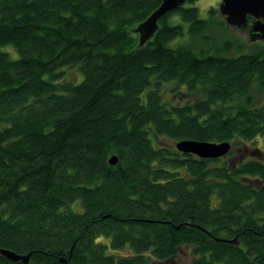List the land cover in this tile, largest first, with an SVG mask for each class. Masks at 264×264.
Instances as JSON below:
<instances>
[{
	"label": "trees",
	"instance_id": "16d2710c",
	"mask_svg": "<svg viewBox=\"0 0 264 264\" xmlns=\"http://www.w3.org/2000/svg\"><path fill=\"white\" fill-rule=\"evenodd\" d=\"M197 1L140 46L162 0H0V250L28 264L164 263L182 248L189 264H264V43L247 50ZM76 66L82 81H65ZM181 141L232 148L201 159Z\"/></svg>",
	"mask_w": 264,
	"mask_h": 264
},
{
	"label": "water",
	"instance_id": "95a60500",
	"mask_svg": "<svg viewBox=\"0 0 264 264\" xmlns=\"http://www.w3.org/2000/svg\"><path fill=\"white\" fill-rule=\"evenodd\" d=\"M187 0H162L161 6L136 29L135 33L139 36V45L145 43L155 36L159 28V21L168 14L182 7ZM219 12L224 17L229 26L241 28L245 27L248 17H252L255 24L252 32L256 38L264 42V0H223ZM231 144L228 142L210 143L198 141H181L176 144V150L183 154H191L201 159H220L231 151ZM118 162L116 156H113L108 164L115 166ZM231 244H237L231 241ZM0 254L13 263L21 262L28 264L31 254L18 255L8 250H0ZM64 262V260H62Z\"/></svg>",
	"mask_w": 264,
	"mask_h": 264
},
{
	"label": "rangeland",
	"instance_id": "374dc122",
	"mask_svg": "<svg viewBox=\"0 0 264 264\" xmlns=\"http://www.w3.org/2000/svg\"><path fill=\"white\" fill-rule=\"evenodd\" d=\"M223 0H198L197 2H195L193 4V6L195 8L198 9V13L201 19L203 20H207L209 19V10L211 8H217L218 12H219V7L221 5ZM219 18H224L223 16H221L220 12L218 13ZM171 23L173 25L175 24H183L185 26V29L188 28V25L185 24L184 22H182L181 18L178 15H173L172 19H171ZM251 26L247 27V28H238L237 27H233V26H229L226 23V31L228 32V34L237 39L240 40V42H242V44L245 45L246 49L249 50L250 48H252V46H255L257 44H262L264 43L263 41H261V39L259 38H253L250 35V30ZM3 51L5 52H9L10 57L12 59L17 57L16 52L13 50V48L11 46L2 48ZM66 75L64 77L65 81H70V82H74V84H78L82 81L83 79V75L82 73L79 71L78 66L66 69L65 71ZM174 100H177V98L175 97ZM163 144H170V142H167L166 140H162ZM257 142V147L259 149L262 150V152H264V136L257 138L256 140ZM236 150V149H234ZM74 208V210H79L80 208V203H75L74 206H72ZM193 260V251L191 248H182L177 257L174 258L173 260L164 262V263H158V262H153L152 264H189L191 263V261Z\"/></svg>",
	"mask_w": 264,
	"mask_h": 264
},
{
	"label": "flooded vegetation",
	"instance_id": "af4514ba",
	"mask_svg": "<svg viewBox=\"0 0 264 264\" xmlns=\"http://www.w3.org/2000/svg\"><path fill=\"white\" fill-rule=\"evenodd\" d=\"M251 30H252V28L249 30V31H250V35H251L253 38H255V37H256V34H254Z\"/></svg>",
	"mask_w": 264,
	"mask_h": 264
}]
</instances>
